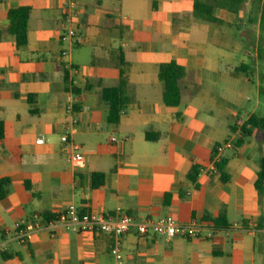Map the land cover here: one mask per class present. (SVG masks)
I'll return each mask as SVG.
<instances>
[{
    "label": "crops",
    "instance_id": "1",
    "mask_svg": "<svg viewBox=\"0 0 264 264\" xmlns=\"http://www.w3.org/2000/svg\"><path fill=\"white\" fill-rule=\"evenodd\" d=\"M193 4L0 0V178L12 180L0 201V264H115L110 235L58 221L71 206L83 218L173 216L196 227L197 237L172 239L133 228L121 238L123 264H264V187L256 188L264 131L236 144L246 121L264 115L261 13L247 0L240 18L217 11L222 22L212 24L193 18ZM20 7L32 9L23 48L8 31V13ZM69 12L78 15L77 46L61 41ZM122 61L130 102L114 125L102 90L119 84ZM172 61L185 68L177 107L165 104L159 80ZM227 143L217 158L214 148ZM221 160L227 183L216 173ZM195 165L203 168L193 182ZM94 173L103 186L93 187ZM222 216L226 229L214 224ZM35 217L42 228L21 243L15 225Z\"/></svg>",
    "mask_w": 264,
    "mask_h": 264
},
{
    "label": "trees",
    "instance_id": "2",
    "mask_svg": "<svg viewBox=\"0 0 264 264\" xmlns=\"http://www.w3.org/2000/svg\"><path fill=\"white\" fill-rule=\"evenodd\" d=\"M257 4L253 6V12L261 13V29L264 31V8L260 10L261 0H256ZM247 0H194L193 13L192 16L195 20L201 22H207L212 24H220L222 21L216 17L217 11H226L234 13L240 18L245 14V4ZM32 9L30 7H20L17 9H12L8 13L9 28L8 31L15 35L17 47L23 48L27 46L28 43V29L29 20L31 16ZM125 62L122 61L121 77L119 84L115 87L104 88L102 90L103 101L109 106V122L111 124H118L121 115L126 110L129 105V98L127 95L128 78L126 71L124 69ZM185 75V68L178 63L172 61L170 63H165L160 66L159 69V80L164 86V102L169 107H177L181 103V88L180 80ZM65 81L69 85V77L65 75ZM73 92L79 95V91L72 88ZM264 131V115H253L246 123L241 127L242 138L237 141V145L243 144L244 139L252 137L256 132ZM5 138V124L0 120V140ZM214 148V153L216 152ZM227 162L221 160L216 163L217 171L216 173L220 176L222 182L227 183L230 181V176L226 172ZM202 166L195 165L191 169L188 178L196 182L199 174L202 172ZM105 175L103 173L93 174V187L99 188L104 185ZM12 184L10 178H0V201L7 198L9 193V187ZM30 188V185L27 184ZM264 187V159L261 162V170L258 175L256 182V188L260 194H262ZM169 195L166 196V201L168 202ZM43 219L46 221H51L52 216L42 215ZM214 224L216 228L226 229L228 228V223L222 216L220 219H215Z\"/></svg>",
    "mask_w": 264,
    "mask_h": 264
},
{
    "label": "built area",
    "instance_id": "3",
    "mask_svg": "<svg viewBox=\"0 0 264 264\" xmlns=\"http://www.w3.org/2000/svg\"><path fill=\"white\" fill-rule=\"evenodd\" d=\"M70 7L74 8V4L70 2ZM67 30L62 34L61 41L68 43L71 46H77L81 43L78 35V15L75 13H68L67 17ZM63 52V55H66ZM44 142V139L40 140ZM62 141L69 143V137L63 136ZM78 149L76 146H74ZM232 144L227 143L216 147L217 158L219 154L223 152L225 148H231ZM80 154H76L73 159H79ZM58 221L67 228H72L77 232H90V233H102L110 235L114 244L112 246L111 253L115 258V264H123V255L121 252V238L129 233L133 228L138 231L141 236L159 235L169 239L175 237H197L196 227L181 225L173 216H167L158 221L147 220L144 222H138L134 217L130 215H123L119 219L112 217H106L100 213H91L83 218L79 210L75 206L69 207L66 211L62 212L58 216ZM42 228V224L39 217H35L34 221L27 223H17L15 225L16 238L25 243L31 235L39 231ZM9 231V230H7ZM6 231V232H7Z\"/></svg>",
    "mask_w": 264,
    "mask_h": 264
}]
</instances>
